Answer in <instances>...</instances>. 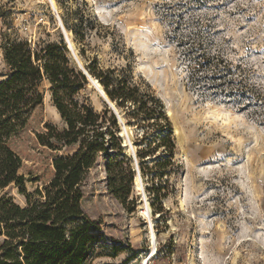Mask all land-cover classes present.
Here are the masks:
<instances>
[{
    "label": "rangeland",
    "instance_id": "rangeland-1",
    "mask_svg": "<svg viewBox=\"0 0 264 264\" xmlns=\"http://www.w3.org/2000/svg\"><path fill=\"white\" fill-rule=\"evenodd\" d=\"M53 1L0 0V82L9 72L3 42H62L79 68L111 71L156 96L176 145L172 158L165 147L139 158L154 148L146 145L158 130L144 135L117 109L143 189H135V176L122 203L108 189V160L100 156L77 202L100 229L85 264H264V0ZM40 89L43 104L13 138L29 193L53 178L61 154L37 134L46 124L65 127L49 82ZM82 96L98 112L109 106L89 81ZM153 176L155 192L166 196L160 202L147 190ZM1 195L27 205L14 185Z\"/></svg>",
    "mask_w": 264,
    "mask_h": 264
},
{
    "label": "trees",
    "instance_id": "trees-1",
    "mask_svg": "<svg viewBox=\"0 0 264 264\" xmlns=\"http://www.w3.org/2000/svg\"><path fill=\"white\" fill-rule=\"evenodd\" d=\"M1 48L9 72L0 82V264H85L94 252L93 233L100 229L78 209L80 188L101 155L108 160V189L122 203L128 202L136 176L131 157L124 151L119 119L109 106L98 112L82 96L87 75L64 43H43L32 48L27 41L9 39ZM87 69L117 109H124L127 119L136 120L144 128V135L147 128L158 130L159 140L154 137L146 145L154 148L138 151L137 156L144 159L165 147L172 158L176 145L161 101L140 86L111 76V71L105 73L94 66ZM44 80L50 84L53 105L65 127L59 130L46 124L45 131L37 134L41 145L61 154L52 160L53 178L41 190L29 193L13 138L43 104L40 87ZM167 162L158 161L156 166L163 167ZM148 169L149 165L142 164L143 175ZM149 180L152 185L147 190L160 202L166 196L155 192V176ZM11 185L25 197L26 206L1 195ZM152 208L155 214L162 212L155 203Z\"/></svg>",
    "mask_w": 264,
    "mask_h": 264
},
{
    "label": "water",
    "instance_id": "water-1",
    "mask_svg": "<svg viewBox=\"0 0 264 264\" xmlns=\"http://www.w3.org/2000/svg\"><path fill=\"white\" fill-rule=\"evenodd\" d=\"M68 49H70V48L68 47ZM80 66H81V65H80ZM81 67H82V66H81ZM84 71H85V73H86V75H87L88 81H89V82H90L95 88L98 89L99 93H100L102 96H104V99H105L106 102L108 103L109 108L112 109V110L114 111V113L117 115V117H118V119H119V122H120V125H121V128H122V130H123L124 127H125V126H124V123H123V119H122V117L120 116V114H119L117 108H116V107L114 106V104L110 101V99H109V97L107 96L105 90H104V89H103L102 91L99 90L98 85L101 86L100 82H99L98 80H96V82H95L94 79H93V77L88 73V71H87L86 69H84ZM120 136H121L122 138L124 137V135H122V134H120ZM123 146L125 147V144H124ZM137 167H138V166H136V168H137ZM136 170H137V176L140 177V171L138 170V168H137ZM135 184H136V181H135Z\"/></svg>",
    "mask_w": 264,
    "mask_h": 264
},
{
    "label": "bare ground",
    "instance_id": "bare-ground-1",
    "mask_svg": "<svg viewBox=\"0 0 264 264\" xmlns=\"http://www.w3.org/2000/svg\"><path fill=\"white\" fill-rule=\"evenodd\" d=\"M53 1V0H52ZM54 2V1H53ZM72 46H73V43H72ZM69 48L71 49V47H70V45H69ZM72 50V49H71ZM73 51V50H72ZM94 79V81L96 82V78H93ZM98 88H99V90H103V87L102 86H100V85H98ZM97 89V88H96ZM97 91H98V89H97ZM99 92V91H98ZM100 94V93H99ZM102 97H104V96H102ZM55 109V108H54ZM56 110V109H55ZM57 111V110H56ZM168 116H170L171 117V112H168ZM130 128H128L127 126H125L124 127V129H123V131H121V134L122 135H124V138H125V147H127L128 146V141H127V138H126V135H128L129 136V134H130V130H129ZM175 133L177 134L178 133V130L177 129H175ZM130 137V136H129ZM129 148V147H128ZM135 181H136V184L134 183V185H135V189L137 190V191H142V189H143V187H142V183H141V179H140V177L139 176H136V179H135ZM149 210L151 211V208H150V206H149V203L147 202V203H145V206H144V210H143V214L145 215V216H149ZM152 212V211H151Z\"/></svg>",
    "mask_w": 264,
    "mask_h": 264
}]
</instances>
